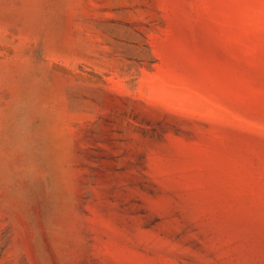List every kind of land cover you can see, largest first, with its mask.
I'll return each instance as SVG.
<instances>
[{"label":"rangeland","instance_id":"rangeland-1","mask_svg":"<svg viewBox=\"0 0 264 264\" xmlns=\"http://www.w3.org/2000/svg\"><path fill=\"white\" fill-rule=\"evenodd\" d=\"M0 264H264V0H0Z\"/></svg>","mask_w":264,"mask_h":264}]
</instances>
